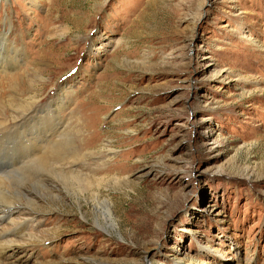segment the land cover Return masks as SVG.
I'll use <instances>...</instances> for the list:
<instances>
[{"label": "rangeland", "instance_id": "1", "mask_svg": "<svg viewBox=\"0 0 264 264\" xmlns=\"http://www.w3.org/2000/svg\"><path fill=\"white\" fill-rule=\"evenodd\" d=\"M2 34L0 124L85 164L4 179V262L264 264V0H0Z\"/></svg>", "mask_w": 264, "mask_h": 264}, {"label": "bare ground", "instance_id": "2", "mask_svg": "<svg viewBox=\"0 0 264 264\" xmlns=\"http://www.w3.org/2000/svg\"><path fill=\"white\" fill-rule=\"evenodd\" d=\"M37 1L38 0H34L36 3ZM0 36V47L5 50L7 48V43L9 46L8 35L2 34ZM0 65H2V62H0ZM35 104L38 105L37 103ZM30 114L32 115L26 117L23 115L21 117V120H23L22 122L19 121V118H13L14 121L10 127L8 124H0V188L4 187V179L11 174L19 172L20 166L24 163H35L39 165L38 167H46L44 164H47L52 169L54 168L53 171L60 170L61 172H65V170L74 171L78 164L81 166L85 165L82 161L77 162L75 159L72 160L70 154L59 152L58 147L61 146V131H59V128H56L55 124V122H59V120H51L49 123H45L43 121L44 116H42L40 112H31ZM51 150L52 152H50ZM35 177L37 181H40V174H37ZM5 188H7L6 185L3 189ZM23 190L24 187L19 185L16 186L17 198L20 200L25 199L27 204L32 206L36 201L34 195L31 194V191L24 193L22 192ZM0 201L2 202V200ZM13 213H18L27 218L32 215L30 212L20 210L16 206L10 207L4 205V203L0 205V264H7L4 262V259H2L3 257L5 259L8 258L5 256L7 250L11 249L13 252L14 248L17 247L16 245H20L17 244L16 237L13 235L20 233L17 232V230L25 229V224L28 220L27 218L23 219L22 224H20L22 228L10 229L9 227H3L2 225L7 221V217Z\"/></svg>", "mask_w": 264, "mask_h": 264}]
</instances>
